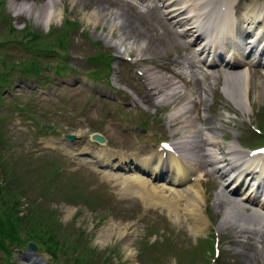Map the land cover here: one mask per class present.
Returning a JSON list of instances; mask_svg holds the SVG:
<instances>
[{"label":"rangeland","instance_id":"1","mask_svg":"<svg viewBox=\"0 0 264 264\" xmlns=\"http://www.w3.org/2000/svg\"><path fill=\"white\" fill-rule=\"evenodd\" d=\"M237 1L239 19L243 21L246 5L259 0ZM13 2L33 4L37 8L46 4V0H0V225L7 233L0 236V245L9 246L14 240L32 241L40 249L39 254L27 252L26 247L13 248L12 261L15 264H35L33 261L39 259L37 264H43L44 260L58 261L57 264L59 261L63 264H212L211 246L218 241L226 257L221 259L226 263L247 264L237 254L238 246L232 243L243 241V236L235 238L232 231H221L219 236L217 231L221 213L212 202L220 184L214 183V175L210 174L204 183L208 197L206 215L212 220L209 229L199 233L184 216L179 220L166 212L160 216L146 211L138 199H120L117 187L103 175L107 171L115 172L107 165L99 168L107 170L100 171L99 163L91 169L81 162L90 152L93 156L104 150L100 146L93 149L95 144L89 139L93 132L108 137L111 146L128 154V158H135L132 155L135 150L145 151L150 147L154 153L158 142L181 138L180 121L167 123L168 114L179 100L156 106L147 96L144 71L152 69L166 75L169 66L172 70H187L185 74H188L184 56L194 49L185 40H180L182 47H167L152 41V48L141 56L138 50L145 47L146 41L139 36L134 43L128 41L129 51L117 54L95 36L109 30L100 21L94 27L89 20L97 3L57 0L62 16L47 27L25 14L14 17ZM119 3L108 0L107 6L115 9ZM122 3L124 8L132 9L136 19L141 18L138 22L141 27H146L142 21L157 29L159 24H164L157 11ZM144 28L138 33H144ZM119 38L115 31L112 41ZM107 55L113 59L111 74ZM145 58L152 60L137 65L138 60ZM186 78L187 81H180L184 95L192 94L191 116L197 118V129L204 128L202 109L207 107L197 104L202 97V81L188 82L190 73ZM262 80L260 75L252 74L251 84H260ZM221 83L211 91V105L205 114L219 120L215 124L223 128L226 137L229 135L228 142L231 136H237L241 151L262 146L264 134L260 138L254 134L260 127L264 133V99L259 100L257 91L251 89L252 110L243 116L224 95ZM133 97L144 105L132 103ZM42 124L53 126L52 133L38 130ZM197 129L193 128L195 132ZM64 134L78 136L67 144L70 156L58 148L40 150L45 145L43 140L61 141ZM223 143L227 145L226 141ZM165 176L161 174L157 182L153 181L154 186L166 180ZM110 223L124 229L125 236L119 238L113 233L106 241H99L100 231ZM54 246L58 247V253ZM64 255L66 259L62 258ZM0 264H6L2 258ZM252 264H264V261L259 259Z\"/></svg>","mask_w":264,"mask_h":264},{"label":"bare ground","instance_id":"2","mask_svg":"<svg viewBox=\"0 0 264 264\" xmlns=\"http://www.w3.org/2000/svg\"><path fill=\"white\" fill-rule=\"evenodd\" d=\"M74 2V0H71ZM84 4L90 0H83ZM97 3V6L92 10L89 20L93 21V26L100 21L101 26H108L109 30L106 34L103 31L96 34V38L102 40L106 46L114 48L117 54H122L128 50V45L133 40L137 41L139 36H142L146 41L143 48H139V55L144 56V52L152 48L150 42H160L167 47H182L179 39L182 37L189 42L199 43V55L191 54L186 56L185 60L190 65V75L194 79L197 75L201 77L203 83L202 92L203 98L197 102L199 105L210 107V93L214 87L221 81V89L224 95L231 101L235 108L243 113H246L247 107L250 106V91H257L259 100L264 99V72L260 70H251L256 60L259 62L264 56L259 55V50L256 53V45L250 43L254 39V35L249 37V42H240L243 37L249 33L250 29L257 24L259 26L256 36L261 34L264 38V2L253 3L246 8L244 13V25L235 26L231 16H236L235 4L236 0H223L215 2V0H134L140 7L151 4L154 10H157L158 16L164 21V24H159L157 29L155 25L151 26L148 22L142 21L141 27L138 23L141 18H135L131 12V8H124L123 0L121 4H117L115 9L107 6L108 0H91ZM116 1V0H115ZM127 1V0H126ZM129 4V2H126ZM57 0H46V4L37 7L33 4L15 3L11 4L14 17L26 15L34 17L41 24L47 27L56 19L61 18L62 10L57 8ZM250 8L252 11H250ZM162 15H161V14ZM95 20V21H94ZM168 26H167V25ZM250 26V27H249ZM178 30H173L172 28ZM144 28V33H138ZM248 29V30H247ZM119 34V41L113 42L112 35L114 32ZM137 34H139L137 36ZM259 37V36H258ZM128 42V43H127ZM226 60L223 54L227 47ZM249 50V55L255 56L252 60L244 59V53L239 51ZM133 50V48H131ZM215 54L212 55V53ZM201 57L212 55L211 62L207 65L208 70H216L217 75L203 74L202 68H197ZM198 57V58H197ZM152 58L140 59L137 65L142 61H150ZM198 61V62H197ZM176 62H174L175 64ZM261 63V62H260ZM262 64V63H261ZM260 66V64H258ZM219 66L220 69L217 67ZM217 67V68H216ZM258 67V66H257ZM264 68V66H261ZM168 73L166 75L145 69V88L147 96L153 101L156 106L173 104L174 101L179 102L173 107V110L168 114L167 123L180 121L179 131L181 138L174 141V151L164 156L162 151L152 153L150 147L146 148L145 152L135 153L133 161L135 168L133 169L132 178L124 174H113L110 172L104 173V177L108 181L114 182L113 186L117 187L118 196L124 200H140L145 209L152 213L157 212L161 216V212H166L169 216L175 217L177 220L184 216L188 224L197 232H202L208 229V217L205 215L207 207L206 192L203 189L201 181L205 175L212 174L222 180L226 177L230 182L226 185L229 190H220L216 193L212 205L221 213L219 223V232L232 231L234 237L243 235L245 241L232 242L238 246V255L241 256L247 264L257 262L259 259L264 261V202L258 200L252 188L243 193H240L242 186L241 172H247L250 168L262 167L258 178L264 175V156L250 157L238 148L236 136L231 140L228 147H224L223 128L216 125L219 120L205 114L207 109H202L203 122L205 128L197 129V118L191 116L194 109L192 94L184 95V88L180 80H184L183 74L171 71L169 66L166 67ZM260 75L262 82L256 85L251 84V77ZM196 81V80H195ZM194 81V82H195ZM108 94V91H105ZM134 103L144 104L139 99H133ZM193 107H192V105ZM200 114V110H199ZM216 125V126H215ZM193 128L197 129L196 132ZM188 132V133H187ZM66 140V139H65ZM55 140L46 141L45 148L54 149ZM60 149L67 155H71L70 148L65 143L57 144ZM56 148V147H55ZM117 154L118 158H117ZM118 159V163L114 161ZM254 156V155H252ZM132 159V158H131ZM129 160L123 155L115 152H99L90 158L82 160V163L88 165L92 169L96 163L109 165L112 167L122 165ZM131 162V160H130ZM128 166H130L128 164ZM205 168V171L203 170ZM208 169V171L206 170ZM167 171L166 184H161L156 187L152 184V178L159 177V173ZM235 171H239L238 176H235ZM147 174V175H146ZM255 173H252V175ZM206 181V180H204ZM192 182V183H191ZM225 185V184H224ZM168 189L170 194L165 196L164 190ZM178 189V190H177ZM205 211V212H204ZM114 223L108 224L103 228L97 239L106 241L112 237L113 233L121 238L125 236V230L115 228ZM255 243L259 246H255Z\"/></svg>","mask_w":264,"mask_h":264},{"label":"trees","instance_id":"3","mask_svg":"<svg viewBox=\"0 0 264 264\" xmlns=\"http://www.w3.org/2000/svg\"><path fill=\"white\" fill-rule=\"evenodd\" d=\"M7 234L5 228H2V224L0 225V236L4 237V235ZM3 246V243H1Z\"/></svg>","mask_w":264,"mask_h":264},{"label":"water","instance_id":"4","mask_svg":"<svg viewBox=\"0 0 264 264\" xmlns=\"http://www.w3.org/2000/svg\"><path fill=\"white\" fill-rule=\"evenodd\" d=\"M95 138H96L97 140L99 139V137H98V136H96Z\"/></svg>","mask_w":264,"mask_h":264}]
</instances>
